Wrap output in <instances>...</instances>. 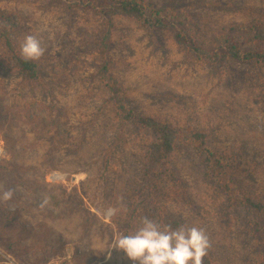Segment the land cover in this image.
<instances>
[{"label":"rangeland","instance_id":"374dc122","mask_svg":"<svg viewBox=\"0 0 264 264\" xmlns=\"http://www.w3.org/2000/svg\"><path fill=\"white\" fill-rule=\"evenodd\" d=\"M148 4L186 11L193 36L210 49L223 36L244 44L234 28L264 22V0ZM70 5L0 0V11L19 22V42L33 35L44 49L35 60L41 81L27 83L10 67L0 37V264H130L111 249L112 239L136 231L144 217L202 228L215 264H263L248 211L227 207L195 147L179 146L169 165L175 177L166 176L154 202L141 195L153 136L132 125L119 133L121 121L101 73L107 21ZM173 34L117 19L105 52L108 75L135 114L210 135L240 185L263 198L264 71L254 64L215 68L200 62L177 47ZM46 112L48 122L41 123ZM57 126L67 134L59 136ZM59 188L67 192L69 209L58 214L39 208L44 191ZM110 208L118 212L108 220Z\"/></svg>","mask_w":264,"mask_h":264},{"label":"trees","instance_id":"16d2710c","mask_svg":"<svg viewBox=\"0 0 264 264\" xmlns=\"http://www.w3.org/2000/svg\"><path fill=\"white\" fill-rule=\"evenodd\" d=\"M150 0H67L71 5L90 10L97 17L106 19L108 29L100 43L104 54V65L101 73L108 82L107 87L112 94L111 102L115 108L116 115L120 119V131L123 133L129 125L140 127L153 136L147 144L145 156V176L142 196L154 202L163 188L167 175L175 177L169 172V165L177 149L181 144L188 147H195L200 156L205 157L202 164L207 170H212V176L219 181V195L226 198V205L229 209L242 208L248 211L249 233L256 239V249L264 264V197L248 192L234 176L230 164H227L228 157L217 154L211 147L210 135L196 131L186 132L173 126L170 122L162 121L152 117H142L135 114L125 105L122 97L124 90L109 73L108 60L105 59V52L108 50V42L111 31L115 27V21L119 18H126L139 22L141 26L149 30H173V39L177 47L186 51L190 57L200 62H205L213 67H230L234 64H254L264 71V22L259 20L251 25L238 26L234 31L241 32L245 43L236 42V36L229 39L228 36H221V43L214 49L202 46L193 36L190 26L192 18L184 10L175 11L170 7L157 9L149 5ZM70 5V7H71ZM174 7V6H173ZM73 8V7H71ZM174 8H177L176 6ZM264 16V15H263ZM263 18V17H262ZM19 22L14 16L6 15L0 11V37L4 47L10 56V67L23 77L24 81L31 84H38L41 81L39 66L35 60H25L19 52L20 42L18 40ZM209 45V44H207ZM48 114L41 117V123L48 122ZM58 127V135L67 134L66 128ZM61 129V130H59ZM61 139V138H60ZM65 139V138H63ZM67 140H63L66 143ZM209 173L207 177L209 179ZM238 182V184H237ZM23 186L28 184L22 182ZM45 200L38 199L39 208L51 207L56 213H63L70 207L67 192L59 189L44 191ZM43 197V196H42ZM41 202V203H40ZM160 214L167 216L166 210L162 209ZM173 228L182 223L178 220L167 221ZM204 264H215L207 253Z\"/></svg>","mask_w":264,"mask_h":264},{"label":"clouds","instance_id":"9594fccd","mask_svg":"<svg viewBox=\"0 0 264 264\" xmlns=\"http://www.w3.org/2000/svg\"><path fill=\"white\" fill-rule=\"evenodd\" d=\"M19 52L25 60H38L44 49L35 36L26 35ZM10 196L11 193L6 192L3 198ZM117 212L110 208L105 218L111 220ZM209 247L208 237L200 227L178 225L173 228L170 223L160 224L144 217L136 231L115 235L111 249L130 264H204Z\"/></svg>","mask_w":264,"mask_h":264},{"label":"built area","instance_id":"2783aa9c","mask_svg":"<svg viewBox=\"0 0 264 264\" xmlns=\"http://www.w3.org/2000/svg\"><path fill=\"white\" fill-rule=\"evenodd\" d=\"M1 157H2V151H1V148H0V159H1Z\"/></svg>","mask_w":264,"mask_h":264}]
</instances>
